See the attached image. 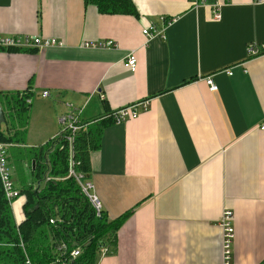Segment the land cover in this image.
Listing matches in <instances>:
<instances>
[{"label":"crops","instance_id":"1","mask_svg":"<svg viewBox=\"0 0 264 264\" xmlns=\"http://www.w3.org/2000/svg\"><path fill=\"white\" fill-rule=\"evenodd\" d=\"M132 1L137 16L102 14L84 0H0V36L63 43L0 48V95L24 92L30 103L24 146L52 139L67 103L87 121L147 101L135 118L105 126L89 154L103 212L131 210L114 252L95 264H221L225 208L234 214L232 263L264 264V52H246L264 43V0ZM150 24L165 38L146 37ZM106 40L113 45L84 46Z\"/></svg>","mask_w":264,"mask_h":264},{"label":"trees","instance_id":"2","mask_svg":"<svg viewBox=\"0 0 264 264\" xmlns=\"http://www.w3.org/2000/svg\"><path fill=\"white\" fill-rule=\"evenodd\" d=\"M84 2L94 5L102 14L137 16L132 0ZM0 96L5 116L0 142L11 144L13 149L26 148L19 159L26 162L32 176L31 182L20 187V196L24 199L20 221L14 219L0 184V264H25L26 257L32 264H60L62 261L66 264H95L101 247L105 248L104 255L112 254L117 231L131 210L114 218H108L104 212L95 216L76 180L68 173L66 140L50 139L34 148L25 147L30 117L28 96L24 92L1 93ZM114 122L111 113H106L87 120V125L75 133L72 145L75 173L88 177L89 154L99 148L103 128ZM61 242L66 245L65 254L57 249ZM75 248L79 249V254L71 258L69 252Z\"/></svg>","mask_w":264,"mask_h":264},{"label":"built area","instance_id":"3","mask_svg":"<svg viewBox=\"0 0 264 264\" xmlns=\"http://www.w3.org/2000/svg\"><path fill=\"white\" fill-rule=\"evenodd\" d=\"M190 3L191 7H197L198 5L203 4L204 0H187ZM259 1V0H252ZM222 5L221 1H216L212 5V14L213 19H219V8ZM168 24V22H164V25ZM142 33L146 37H154L158 36L162 39L165 38L164 29H158L156 25L150 24L147 27L142 29ZM62 42L57 40L56 38H40L36 35H25L23 37L19 36H0V48L9 50V49H31V48H47L52 46L61 47ZM113 42L111 40H106L101 43H93L91 41H86L84 43L85 47H109L112 46ZM246 52L248 56H257L264 52V43L256 45L249 44L246 47ZM124 65L128 67L130 70H134L136 66V58L134 55V51H130L125 59ZM228 74H230L229 70H226ZM205 83L207 84L209 90L214 91L217 89V84L213 81L211 75L203 78ZM47 91L42 92V96H46ZM67 109L70 110L62 112L58 116V123L60 124V129L56 133V135L52 138L59 139L64 138L67 142L68 147V173L72 175L76 180L82 195L89 202L90 206L94 211V215L99 217L103 212L102 202L95 192V188L93 183L82 174H77L73 170V150L72 145L74 141L75 133L85 127L87 125V121H83L80 118L81 108L75 107L71 103L66 104ZM147 108V101H138L126 106H123L119 109H116L111 112V115L115 122H122L127 119L135 118L140 110H145ZM260 130L264 131V122H262L259 126ZM10 147V144L0 142V184L3 191V194L6 200L11 204V201L20 196V189L14 185V182L11 178V173L9 171L8 162H7V150ZM233 211L229 208L223 209L220 219L219 225L222 231V255H221V264H233L232 263V245L234 239V226H233ZM50 223H53V219L49 220ZM57 249L60 250L62 254L66 252L65 243L61 242ZM105 248L101 247L100 255H104ZM79 254V249L75 248L69 252V256L71 258L76 257ZM25 264H32L31 261L26 257ZM53 264V263H51ZM60 264H66V261H62Z\"/></svg>","mask_w":264,"mask_h":264},{"label":"rangeland","instance_id":"4","mask_svg":"<svg viewBox=\"0 0 264 264\" xmlns=\"http://www.w3.org/2000/svg\"><path fill=\"white\" fill-rule=\"evenodd\" d=\"M67 110L69 111L70 109L68 108ZM39 116L40 115L37 113H34V115H32V120H31V124H32L31 130L33 131V132L31 131L32 135H35L36 132H38L37 128H35L34 126L36 125V122ZM31 137H34V136H31ZM27 142L29 143L28 140ZM30 143H33V142H30ZM18 149H13V148L8 147L7 162H8L9 171L11 173L12 181L14 182L15 186L22 187L23 185L31 182L32 176H31V173H29L28 167L27 169H24L23 163L19 159L20 155L23 152H25L26 148L20 147ZM22 201H23V196H19L13 201H11L10 206L12 209L14 219L18 220L20 216L22 215V211H21Z\"/></svg>","mask_w":264,"mask_h":264},{"label":"water","instance_id":"5","mask_svg":"<svg viewBox=\"0 0 264 264\" xmlns=\"http://www.w3.org/2000/svg\"><path fill=\"white\" fill-rule=\"evenodd\" d=\"M4 122H5V116H4V112L2 110V107L0 105V125L4 124ZM32 164H34V161H32Z\"/></svg>","mask_w":264,"mask_h":264}]
</instances>
